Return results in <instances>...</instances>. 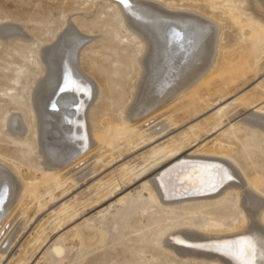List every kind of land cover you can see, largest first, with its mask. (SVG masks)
Masks as SVG:
<instances>
[{
  "label": "rangeland",
  "instance_id": "374dc122",
  "mask_svg": "<svg viewBox=\"0 0 264 264\" xmlns=\"http://www.w3.org/2000/svg\"><path fill=\"white\" fill-rule=\"evenodd\" d=\"M125 1L129 6L131 0ZM136 1L200 18L216 31L212 64L177 95L164 117L171 128L152 143L141 130L131 131L125 116L148 54L145 41L128 25L126 4L0 0V26L10 23L22 31L0 37V166L20 184L16 212L0 231V264H210L178 258L161 246L163 237L210 221L235 227L243 213L233 197L178 204L170 212L150 202V193L135 179L143 167L161 160L156 156L162 150L232 158L264 195V128L251 123L264 119V21L245 0ZM71 27L87 42L81 67L102 90L89 111L91 139L98 145L80 167L60 172L45 167L31 101L46 75L42 51ZM16 114L27 128L22 138L9 128ZM161 121L154 128L158 134ZM89 229L102 235L97 243L77 237Z\"/></svg>",
  "mask_w": 264,
  "mask_h": 264
},
{
  "label": "bare ground",
  "instance_id": "6f19581e",
  "mask_svg": "<svg viewBox=\"0 0 264 264\" xmlns=\"http://www.w3.org/2000/svg\"><path fill=\"white\" fill-rule=\"evenodd\" d=\"M127 2L121 0L126 4L127 13H124L128 16V25L145 41L148 54L142 63L143 77L125 116L130 124L128 128L133 132L141 130L140 135L147 138V143H152L157 135L164 138L171 128L164 117L177 101V95L194 86L212 64L216 31L207 21L189 14L172 12L154 3L131 0L128 6ZM245 2L254 16L264 21V0ZM15 35H22L19 26L1 24V38ZM86 45L71 27L59 36L53 48L41 53L46 75L38 82L31 103L37 122L36 134L42 141L44 164L51 170L71 172L76 166L80 167L81 160L98 145V141L91 139L93 127L89 111L102 90L81 67L80 55ZM226 109L221 108L220 114ZM256 118L257 121L251 123L264 128L263 117ZM10 119L12 132L20 134L19 137L28 133L22 117ZM158 119L164 124L159 134L154 131L160 124ZM156 157L161 160L139 170L135 180L142 181V191L150 193L149 201L157 207L170 212L178 204L214 203L233 197L243 213L242 221L235 227L210 221L206 227L172 229L163 237L164 249L187 261L238 264L233 256L225 253L235 251L240 241L251 239L256 246V264H264V195L235 160L206 151L183 155L162 150ZM19 197L17 179L0 166L1 233L15 214ZM76 235L83 243L94 244L102 238L91 229ZM57 252L62 253L63 249L58 248Z\"/></svg>",
  "mask_w": 264,
  "mask_h": 264
},
{
  "label": "snow or ice",
  "instance_id": "6c2138e0",
  "mask_svg": "<svg viewBox=\"0 0 264 264\" xmlns=\"http://www.w3.org/2000/svg\"><path fill=\"white\" fill-rule=\"evenodd\" d=\"M125 0H122V3ZM230 179L231 177H227ZM239 247L235 251L226 252V255L233 256L238 264H256V246L251 239L239 242Z\"/></svg>",
  "mask_w": 264,
  "mask_h": 264
}]
</instances>
